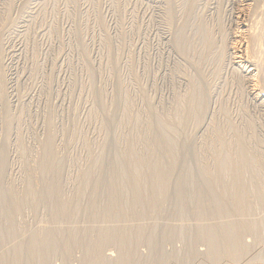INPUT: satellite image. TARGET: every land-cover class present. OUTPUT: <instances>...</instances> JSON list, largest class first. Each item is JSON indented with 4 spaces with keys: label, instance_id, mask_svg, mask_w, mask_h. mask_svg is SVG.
<instances>
[{
    "label": "rangeland",
    "instance_id": "1",
    "mask_svg": "<svg viewBox=\"0 0 264 264\" xmlns=\"http://www.w3.org/2000/svg\"><path fill=\"white\" fill-rule=\"evenodd\" d=\"M190 1L193 3L189 4ZM249 1L0 0V162L4 163L0 183L17 198L28 199L20 213L14 212L18 226L24 230L19 234L20 239L42 232L40 238L44 242L59 221L63 224L51 210L53 201L44 198L30 201L50 182L43 176L40 164L45 156L44 146L52 139L51 150L62 163L60 179L64 198L77 196L84 171L89 170L93 162L100 163L103 155L107 161L104 159L98 169L100 179L106 178L110 165H123L127 161L126 154L131 156L140 174L151 159H156L163 164V168H159L161 177L172 175L167 203L148 216L147 224L133 221L138 223L136 226L146 224L149 228L150 242L144 243V233L136 247L140 264H264V208L256 196L261 194L264 199V173L257 172V167L253 171L251 165L253 174L249 172L252 184L255 182L252 185L255 195L250 199L255 216L250 214L248 219L260 223L261 236L256 238L251 231L245 232L248 234H244L243 242L247 249L243 255L235 248L217 252L209 237L208 222L201 218H217L214 200L205 196L211 187L217 193L228 195L230 184L222 173L221 163H229L232 151H221L225 146L239 148L237 134L253 151L252 160L264 161V104L248 94L251 92L248 80L244 79L247 83L240 80L238 77L243 75L234 59L228 60L233 57L228 48L234 46L237 34L246 39H242V45L238 44L239 50L250 44L247 47L252 52L249 33L257 28L256 22L261 19L258 13L264 12V3ZM240 11L246 16H240ZM201 24L211 36L214 34L215 44L218 42L215 49L225 42L230 51H227L230 55L226 53L228 57L225 54V60L220 61L221 67L214 57L204 56ZM188 35L191 50L187 42L188 48L183 47L180 40V37L187 39ZM195 80L201 93H205L199 96V101L205 98V103L199 106L198 120L184 129L183 111ZM150 117L156 119L151 120L154 127L149 125ZM161 120L168 122L166 128H157ZM222 134L225 144L220 141ZM166 137L170 153H162L157 146V140ZM170 165H174L175 172ZM207 167H217V177H207ZM150 188L151 185L146 186V192ZM102 195V200L109 201L106 193ZM231 206L235 208L232 202ZM79 209L76 211L79 214L73 215L69 223L75 229L88 223L86 225L92 229L90 226H94L96 220H91L90 224L86 219L83 221L88 222L75 225V217L85 214L86 204ZM138 210L143 208L138 207ZM166 219L172 222L169 224ZM200 220L206 222L205 225ZM230 220L238 218L230 217ZM72 221L76 223L73 225ZM133 222L125 223L126 227ZM123 223L121 226L125 227ZM98 224L97 227H101ZM163 224L168 226L163 228L177 229V238L162 241L164 232L163 235L161 232L165 229L160 227ZM7 226V220L0 215V229ZM89 239L94 243L98 236L91 233ZM12 240L16 244L11 247L22 241L16 237V241ZM59 241L64 242V237ZM6 242L2 244L6 246ZM3 247L1 245L0 250ZM5 248L7 246L4 250L10 252ZM81 248L65 255H50L48 263L83 264L87 250ZM36 253L32 264H44L45 251L40 249ZM217 253L219 261L213 260L217 259ZM103 256L110 264L122 263L121 251L116 247L105 248ZM10 257L13 258L9 255V260Z\"/></svg>",
    "mask_w": 264,
    "mask_h": 264
},
{
    "label": "bare ground",
    "instance_id": "2",
    "mask_svg": "<svg viewBox=\"0 0 264 264\" xmlns=\"http://www.w3.org/2000/svg\"><path fill=\"white\" fill-rule=\"evenodd\" d=\"M250 1H252V2H250ZM250 1H249L250 3H253V0H250ZM260 1H262V3H264L263 2L264 0H260ZM191 2L193 3V1H190L189 4H191ZM256 4H258V3H256ZM236 5H234V6H236ZM192 6H195V5L192 4ZM242 6H241V8H243ZM257 6H259V5H257ZM254 7L258 8L259 12H260L259 7H256V5ZM251 8H253V7H251ZM245 9H247V8H245ZM241 11H240V13H241ZM243 14L241 13L240 16ZM258 14L264 15V12L258 13ZM260 15H258V16L261 17V19L259 21H257V19H256V21H257L256 25L258 24L257 28L255 29V27H253L255 29L254 30L253 28H251L252 27L251 25H248L251 29L254 30L253 32H251L252 30H249L247 28L248 31L251 32V33H249V32H247V33L250 34L249 43H251V45L253 46V48L250 47V49L252 48L251 49L252 52L247 47V46H250V44L246 45L243 48L241 47L242 49L239 50L240 47H238V44L241 43V45H242V39L244 38L243 37L244 35L237 34L234 36L235 40H237V41H235L234 46L231 42L229 44V45L232 44V46H233V47L230 46L231 49L228 48L229 50H231L233 57H229L228 60L230 58L234 59V64L238 67L241 74L244 76V77L241 76V78L240 77H238V78L240 80H242L243 82L244 81L246 82V80H248V83L250 84V87H251V92L248 94L252 95L251 97L254 98L253 100L259 101L262 104H264V61H263L264 57L262 56V53L264 52L263 51V48H264V16H260ZM248 16L249 15H247L246 18H248ZM243 19H244V16H243ZM244 21L246 22L247 19ZM248 21H249V18H248ZM201 25L203 27L201 26L202 30L199 32H201L202 36H204L203 37V39H204L203 44H204L205 48L202 44L204 51H205L204 56L208 55V57H214L217 62L218 61L223 62L225 60L224 56L226 53L228 54L227 51H229V50L225 46L226 45V44H224L225 42H222V41L227 39L229 36L224 38L222 41H220V42H222V43H219L221 45L220 48L215 49V47H217V44H218V42H217L218 37L216 40L217 43L215 44V41H214L215 37L213 39L214 34H213V36H211V34H209L210 32H208L209 30L207 31L206 26H204V24H201ZM252 25L255 26V22ZM240 30H241V28H240ZM243 32H244V30H243ZM226 34H227V32H226ZM247 36H248V34H247ZM223 37H225V36H223ZM187 39L180 37V40L182 42V46L184 47V46L189 45V48L191 50V47H192L191 43L192 42L189 40V35H188ZM245 40L246 39L244 38V41ZM229 41H228V43H229ZM186 42H187V45H186ZM189 42H190V44H189ZM179 45H180V43H179ZM190 45H191V47H190ZM229 45H228V47H229ZM187 48H188V46H187ZM183 52H184V49H183ZM229 53H230V51H229ZM227 54H226V56H227ZM228 55H230V54H228ZM208 57H206V58H208ZM262 57H263V60H262ZM203 59L205 60V58H203ZM221 62H220V67H221ZM231 62L232 61L230 60V64H231ZM223 64L224 63H222V65ZM239 70H237V72H239ZM199 79L202 81L203 80L202 76ZM244 79H246V80H244ZM196 87H197V89H196ZM248 88H249V86H248ZM198 90H200L199 94H197ZM248 90H250V89H247V91ZM201 91L202 90L200 89L199 84L197 83V80L193 81L192 82V90H191V93H190L188 99H186L187 104H186L184 111H183L184 112L183 113L184 114V118H183L184 121L182 122L183 123L182 126L184 129L188 128L189 126H191L192 123H194L195 121L198 120V118H199L198 114L200 116L199 106L203 107V105L205 103L204 102L205 98L203 100L201 99L199 101V96L203 95V93H204V92L201 93ZM154 119H155V117H154ZM154 119H151V117L149 118V121H150L149 125L151 127H154V125H155V123L154 124H153V122L151 123V120L153 121ZM8 122H9V120H8ZM167 126H168V122H166V121L161 120V122L158 121V123H157V128H166ZM178 126H180V125H178ZM249 127H251V126H249ZM177 128H179V127H177ZM180 132H178V133H180ZM223 135L224 134H222L220 136V141L223 144H225L226 143L224 141L225 137H223ZM166 139L159 138L157 140L158 149L162 153H170L171 152V149L167 145L168 138L166 137ZM237 141H238V147L239 148L225 146L221 151V152H231L232 151V155L231 156L229 155V163L223 164L220 161V163L223 166L222 167V173L224 175L226 174L225 179L230 184V190L228 192V195H225L221 191L217 193V190L215 191L211 187L210 190H208V193L207 194L205 193V196L207 197V195H209L211 197V199L214 200V202L217 206L216 207L217 218L213 219L210 216H201V218H204V221L208 222L206 224V227L208 228L209 237L212 239V242H213L212 245L215 247L216 251L218 250V251H220L219 253H221V251L223 249H226L229 251L230 249L235 248L236 250H238L243 255L247 249L246 245L243 242L244 234H248L245 232L251 231L253 236H255L256 238H260V236H261L260 232H259V224L260 223L258 224L256 221H251L248 219L250 214L255 216L254 212L252 211L253 209H251L252 203L250 200L252 198V196L255 195L254 187H252V185L255 182L252 184L253 179H251L252 181L250 180V178H249L250 173L249 172L251 171V173H252L251 165H253V171L257 169V172L264 173V166H262L263 160L261 159L262 160L261 161L258 157H257L258 159L252 160L251 157L253 156V153H252L253 151L247 147L246 143L244 142L245 140H243V137L240 134H237ZM186 146H188V145H186ZM44 147H45V156L42 158L41 164L40 163L39 164H40V168L42 169L43 176L48 178V180H50V182H48V184H45V186L43 187L44 190L40 191V192L38 191L39 192V193L37 192L38 195L36 197H33L32 199H30V201H35V199H39L41 201V199H43V198L45 200L47 199V200L53 201V203H51V208H52L51 210L55 214L56 219L58 218L61 221H63L62 222L63 224L60 225L59 224L60 221H59V223L56 225V227H54L52 229V231L46 235L44 242H42V240H44V239L40 238L41 237L40 235H42V232L39 235L34 234L32 237L28 236L29 238L27 237V239H23L26 237H22V239H20L21 236L19 234H21L20 232L24 231V230H22L18 226L14 212L20 213L22 211V208H24V206H25L24 202L28 201V199L17 198L13 193L9 192L3 186V184H1L2 183L1 182L0 183V215H2V217L7 220L8 226L6 229H3V230L0 229V247H1V245H2V247L4 246L2 244L3 242H6L8 240H9L8 242H11L10 240H12L13 238L15 239V237L17 239H19V241L22 240V241H20V243L22 242V244L17 242L18 246L16 245V247H11L12 244L15 245L16 243L14 242L15 243L14 244L13 242H11V243L6 242L7 248H9V246L12 248V250H11V248L8 249V250H10V252H8V253L10 256L12 255L13 258L11 259V257H10L11 260H9V255L1 254V252L4 250V247H6V246H4L3 250L2 249H1L2 251L0 250L1 251L0 252V254H1L0 255V264H32L34 256L37 254L36 250L39 251L40 249H42L43 252L45 251L44 264H49L48 261H49L50 255H56L59 253H63L65 255L66 253H70L73 249H76L78 247L79 248L82 247L83 250L86 249L88 251L87 252L86 250H84L87 253L86 254L84 252L87 255V258H85L86 262L84 261L85 263L83 262V264H110L108 259H106L103 256V251L107 247H116L117 249H119L121 251V256H122V258H121L122 263L121 264H125V263L140 264L139 258L135 252H136V247L138 245H140V241L144 237V233L146 234V239H145L144 243L150 242V237L148 236L149 228L146 225L148 222L147 221L148 216H150V214H153L158 208H160V206L164 202H166L169 199V188L171 185L172 175H170L168 177H161V170H159V168H163V164L161 165L160 162L156 159H151L146 164V169L144 170V172H142L140 174L139 171H136L135 164H133L131 161V156L129 154H126L127 155L126 156L127 161L123 165H120V164L110 165L109 164L110 167L108 169L109 170L108 174L106 173L107 174L106 178L103 179V177H104L103 176L102 179H100V175L97 172L100 170L99 168H101V165H102L101 162L106 160L104 158L105 155H103L101 157L102 161L100 163L93 162V164L90 165V167H88L89 170L87 169L86 171H84V173L82 175L83 177L81 176L82 179H80L81 180V182L79 183L80 186H78L79 191L77 190L78 191L77 196L75 195L74 197L69 199V198L63 197L62 187H64V186H62L63 183H61L62 178L60 175L63 168H62V163L57 159V157L55 156V154L51 150L52 139H49L46 142ZM178 152L179 151L177 150V153ZM219 155H220V153H219ZM216 160H217V156H216ZM4 161H5V159H4ZM254 161H256V162L254 163ZM3 166H4V163L2 161V163L0 164V177L3 174L2 173V171H3L2 167ZM170 166H172L171 169H172V171H174V165H170ZM258 166H262V168H259ZM205 169H206L205 175L207 177H217V172L215 171V170H217V167L216 168H210V167L208 168L207 167ZM105 172H107V171H105ZM257 179L259 180V178H257ZM120 182H122L123 185H118V183H120ZM257 182H259V181H257ZM213 183H215V182L213 181ZM148 185H151V188H150L149 192H146V186H148ZM262 186H261V190L263 191ZM179 189L177 191H179ZM103 192L108 195V196H106V198L109 201L102 200V196H103L102 193ZM257 192L259 193V191H257ZM161 193H163V195H164V200L163 199L161 200ZM256 196H257V200H258L260 206H262L264 208V199L262 198L261 194H256ZM54 198H56V200H53ZM40 201H39V203H40ZM101 202L106 203V205L105 206L100 205ZM231 202L235 205V208H233L231 206ZM254 202H256V200ZM35 203H38V202H35ZM42 203H44L43 200H42ZM84 203L86 204V211H84L85 214H83L79 217L78 216L75 217L77 219V221H76L77 223L72 221L73 225L76 223L75 225L77 226L78 222L86 223L88 221H83V220L88 219V220H90L89 221L90 224H91V220H92V222H94L96 220V224H97V222L100 223L98 225H101V227H97V225L94 224L95 223L94 222L93 223L94 226L91 225L90 227H93L95 229L89 228L86 225L88 223L85 224L87 226V228H84L85 225L84 226L82 225L83 226V229H82V226H81L82 223H81L80 224L81 228H78V229H80V230H78V229H75V226L73 227L71 225L72 223L71 224L69 223L70 220L72 219L73 215L76 216V214H79L76 211L79 209V207L83 206ZM46 204H47V202H46ZM43 205H45V204H43ZM43 205H40V206H43ZM47 205L49 206V203ZM138 207H142L143 210L139 211ZM256 207H258V206L256 205ZM178 208H180V207H178ZM79 211H80V209H79ZM179 211L177 210V212H179ZM261 216H259V217L261 218ZM227 217H228V219H227ZM230 217L238 218V220L237 221L232 220V222H231ZM175 218H174V220L173 219L172 220L177 223L178 221H176ZM178 218L179 217H177V220H178ZM168 219H166V220H168ZM226 219H227V221L229 220L230 222L229 221L227 222ZM254 219L255 218H252V220H254ZM133 221L134 222L135 221H138V222L145 221L146 224H141V225L139 224L136 226V224H138V223L134 224ZM129 222H131V223L133 222L135 227H133V224H132V225H130L132 227L127 226L128 227L127 228L125 223L129 224ZM169 222L170 221L168 220V223ZM201 222L204 223V225L206 223L203 221H201ZM65 223H66V226L64 225ZM67 223H69L70 227L71 226L72 227L70 228ZM122 223H123V225H125V227L121 226ZM164 224H166V221H164ZM164 224L160 227L161 230H162L163 226L164 227L167 226ZM95 225L97 228L95 227ZM78 226H79V224H78ZM176 227L178 228V225ZM166 228H163L165 230H162V232H161L162 235L164 232V237L162 236L163 238L161 239L162 241L165 239H170V240L173 239L174 240L175 238H177V234H178L177 229L172 230L171 228L170 229L168 228L169 229L168 230ZM183 228H184V226H183ZM203 228H205V227H203ZM48 230H50V229H48ZM178 230H179V228H178ZM187 230H188V228H187ZM200 230H203V229H200ZM200 230H198V231L201 233ZM91 233L98 236V240L94 243H92L89 239ZM182 233H184V232H182ZM24 234H26V231ZM203 234H204V232H203ZM18 235H19V238H18ZM30 235H32V234H30ZM22 236H24V235L22 234ZM63 237H64V242L59 241ZM14 239L12 241H16ZM208 240H210V239H208ZM167 242H169V240ZM193 242L194 241H192V245H193ZM7 248H5V249H7ZM211 250H213V249H211ZM4 251L6 252L7 250H4ZM4 251L2 253H4ZM216 251L215 252L213 251V253H216ZM219 253L216 254L217 259H214L212 257L213 255H214V257H216L215 254H213V255L211 254L212 255L211 257L213 258V260L219 261L218 260ZM233 254H234V252H233ZM38 255L36 256L37 257L36 259H38ZM234 255H236V254H234ZM5 256H7V257H5ZM186 261L188 262V260H186ZM111 264H113V263H111Z\"/></svg>",
    "mask_w": 264,
    "mask_h": 264
}]
</instances>
